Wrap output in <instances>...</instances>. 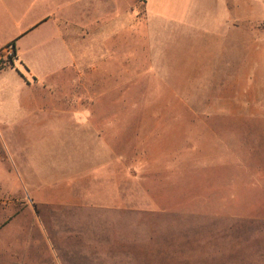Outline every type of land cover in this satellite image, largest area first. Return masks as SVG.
I'll return each mask as SVG.
<instances>
[{"label": "rangeland", "instance_id": "rangeland-1", "mask_svg": "<svg viewBox=\"0 0 264 264\" xmlns=\"http://www.w3.org/2000/svg\"><path fill=\"white\" fill-rule=\"evenodd\" d=\"M70 1L60 0L83 31L104 20L98 40L83 32L80 48L87 59L91 48L102 53L104 96L67 102L98 104L93 124L111 126L115 153L91 167L99 145L82 137L96 127H75L60 100L70 76L48 77L30 53L37 38L23 41V56L53 90L29 93V119L0 127V264H264V45L252 76L240 79L254 56L243 28L237 54L230 48L214 74L203 73L193 62L201 40L147 30L142 0H93L96 11ZM253 1L264 18V0ZM169 141L176 161L163 159ZM77 166L83 175L59 176Z\"/></svg>", "mask_w": 264, "mask_h": 264}, {"label": "crops", "instance_id": "crops-1", "mask_svg": "<svg viewBox=\"0 0 264 264\" xmlns=\"http://www.w3.org/2000/svg\"><path fill=\"white\" fill-rule=\"evenodd\" d=\"M52 1L55 4L57 2V6L54 7ZM86 1H91V6L96 11V3L93 4V0H72L70 4L81 5L82 2ZM142 1L146 13L147 23L145 26H147V30L150 29L152 32L167 28L177 31L184 30L186 37H188V43L201 40L199 44L201 52L197 54L193 62L201 65L203 73L214 74L213 64H217V61L224 59L230 48L231 50L234 49V55L237 54L239 44L242 41L241 32L244 28L249 32V37L252 39H249L250 42L246 40L244 47H248L250 52L253 50L254 56L252 60L247 62V70H243L240 64L241 69L237 74H239L240 79H242L243 71L246 76H252V68L258 63L257 58H255V50L258 46L264 45V40L259 38V32L264 31L262 27L264 18L258 19L255 15L254 11H262L257 9L260 6L256 2L253 0ZM63 5L60 0H18V2L16 0H0V67H2L0 69V127L19 125L29 119V111L36 105L29 103V93H39L41 91L43 94H47V92L53 90V88H50L51 85H48L47 78H43L38 74L33 64L21 52L20 44L23 41H31L35 38H37L36 42L29 46L30 53L36 55L42 65L49 71L48 77L69 75L71 78L67 84L69 93L60 97V100L66 103L64 105L67 106L65 109L74 113L68 116L71 118L70 122L81 129L86 128L88 125L95 126L92 118H94V113L101 110L98 104L83 105L81 102L68 103L67 100L70 101L71 96L74 95L88 94L100 98L104 96V92L99 93L96 90V76L99 73L97 61L100 60L102 53L98 49L92 51L93 48H91L87 59L83 57L80 51L82 44H87V39L83 37L82 33L89 32L90 39L95 38L94 40H98L97 34L98 31H103L104 27L102 26L104 23L101 21L104 20L97 16L94 19L97 23L96 29L91 28L83 31L82 25H77L75 19L66 13V8H63ZM116 20L117 18H112L110 22H107V28L109 29L110 25H114ZM127 21L129 23V16ZM45 33H48V36H40ZM94 40H91L90 43ZM12 42H16L14 51L16 56L13 57L11 62L10 56L13 49L7 48V46ZM83 63L89 64L90 71L88 74L82 72ZM217 73L220 72L217 71ZM246 76L244 79H246ZM87 80L92 86L90 90V87L88 88L83 83ZM41 108L43 109V106ZM95 127L96 130L93 136H83L82 139L85 141L93 139V143L99 145L95 153L91 154L93 157L91 167L97 169L102 165H106L105 160L108 153L110 152V155L114 154L115 149L114 138H111L108 131L111 126L99 125ZM206 127L211 126L207 125ZM119 143L124 145L123 138L120 139ZM169 143L171 142L169 141L164 145V149H168L169 153L163 159L168 157L167 159L172 158L176 161V155L179 153L176 149L173 151L167 145ZM128 144L127 141L125 145L128 146ZM119 155L126 157L123 150ZM127 161H129V156H127ZM166 167L167 165H163L162 168ZM83 168V166H77L75 170L66 171L59 176L64 180L69 177L80 176L83 175L82 172L85 170ZM159 169H161L159 166L150 169L149 174L154 175ZM121 173L123 176V170ZM128 173L129 169L127 167ZM45 174L48 175L46 176L47 181L52 182L57 179V177L51 176L50 172H45Z\"/></svg>", "mask_w": 264, "mask_h": 264}, {"label": "trees", "instance_id": "trees-1", "mask_svg": "<svg viewBox=\"0 0 264 264\" xmlns=\"http://www.w3.org/2000/svg\"><path fill=\"white\" fill-rule=\"evenodd\" d=\"M15 44H16V42H12L9 46H7V48H12V49H13L12 55L10 56V60H11V62L13 61V57L16 56V55L14 54V51H15ZM0 69H2V67H0Z\"/></svg>", "mask_w": 264, "mask_h": 264}]
</instances>
